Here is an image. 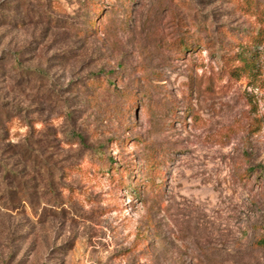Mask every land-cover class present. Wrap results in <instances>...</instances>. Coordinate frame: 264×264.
<instances>
[{
    "label": "rangeland",
    "instance_id": "obj_1",
    "mask_svg": "<svg viewBox=\"0 0 264 264\" xmlns=\"http://www.w3.org/2000/svg\"><path fill=\"white\" fill-rule=\"evenodd\" d=\"M96 1L0 0V264H264V0ZM137 139L158 197L92 176Z\"/></svg>",
    "mask_w": 264,
    "mask_h": 264
},
{
    "label": "trees",
    "instance_id": "obj_2",
    "mask_svg": "<svg viewBox=\"0 0 264 264\" xmlns=\"http://www.w3.org/2000/svg\"><path fill=\"white\" fill-rule=\"evenodd\" d=\"M93 2L89 3L87 5H85V9L87 10V14L89 17L91 16H95V20L94 19H89L88 25L89 27L87 28V30H83L84 34L82 35H86V36H93L95 34L99 33V29H101V26H98L99 23H101V19L99 18L100 21L97 22L96 19V14L98 11V8H101V3H99L96 0H91ZM253 2V0H251ZM249 3V2H248ZM254 7H255V13L258 12V10L260 9L259 7V3L253 2ZM117 6L112 5L111 9H115ZM249 8V7H248ZM99 13V12H98ZM86 14V15H87ZM99 15V14H98ZM98 20V19H97ZM78 32H82V30H78ZM182 45H184V49L187 50H191L192 52L196 51L200 44L199 43H193L192 41L189 42H182ZM245 46H240L241 49L238 52V54L234 55L235 57V61L238 62L240 65L234 68V71L232 73H235V69H245L246 67H248V65H250L252 63V59L253 57L255 58L254 55V48L251 47L249 48L248 44H244ZM229 58H232L233 56H227ZM102 74H96L93 76V80L95 81V78H101ZM115 85H117V83H115ZM123 93V91H122ZM137 94V93H136ZM129 96V94H128ZM134 98H136L134 95H132ZM128 111H132V107L129 106ZM6 119L7 116H5ZM9 121V120H8ZM77 141L82 144V146L86 145V141H85V137L81 134V133H74L73 134ZM1 137V135H0ZM123 142H121L122 144ZM134 143L143 145L144 147L147 148L148 153L146 154V158H145V162L144 164L146 165L145 168H139L137 166H135V164H133V167L131 166V164H128V166H123L120 167L118 166L116 163H114L113 161L110 160V165L109 168H102L100 165L95 166V169H93V177L97 176L100 177V179H107L108 180V184L110 186H112L114 189H119V187L125 188L126 190H128L129 192H131L132 195L136 196L137 198H140L143 192H148V194L152 197H158L159 194L161 193L162 190V185L160 184V182H158V179L164 177V173L162 172L161 166L163 163L160 161L158 158H160L159 155L155 152V148L152 144H145V142H143L141 139H137L135 140ZM121 146V145H120ZM92 150H95L94 152L97 154H103L104 153V146H99L98 149H94V148H90ZM100 156V155H99ZM162 160H165L166 158L164 156H162L161 158ZM260 168L262 169V171H264V165L260 166ZM144 170H146V176L145 178H141V176H136V174L138 173L139 175H142L144 172H142ZM140 172H135V171H139ZM77 171L78 172H82L85 174H88V172H84L83 169H81L80 167H77ZM137 174V175H138ZM5 178H9V171L5 172ZM6 185L9 188V181H5L3 183L0 182V186L1 185ZM7 189V188H6ZM70 190V192H72L73 188H68ZM49 190H53L56 196V200H55V205H49V207L54 208L53 213H61V215H65L66 211L62 209L63 206V200H61V195L64 194H59L57 192L56 186L55 184H51L49 187ZM18 194L16 195V197L19 196H25L26 192L20 190L19 192H17ZM81 197L83 198V201H90L91 198L80 194ZM10 199H13V197H10ZM21 205L19 204H11V208L16 210L18 207H20ZM51 215V214H50ZM258 243V242H257ZM260 244V243H259Z\"/></svg>",
    "mask_w": 264,
    "mask_h": 264
}]
</instances>
